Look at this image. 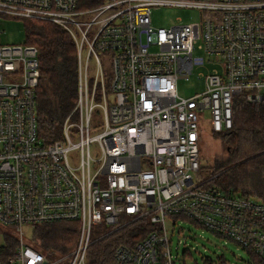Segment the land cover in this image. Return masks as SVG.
I'll use <instances>...</instances> for the list:
<instances>
[{"label": "built area", "instance_id": "1", "mask_svg": "<svg viewBox=\"0 0 264 264\" xmlns=\"http://www.w3.org/2000/svg\"><path fill=\"white\" fill-rule=\"evenodd\" d=\"M79 3L0 0V17L70 34L80 64L77 119L70 115L62 137L48 144L37 122L39 50L0 46V231L17 240L6 264H87L96 228L112 234L142 219L155 228L116 248L109 264H174L167 221L182 220L264 259V195L231 194L203 180L200 118L208 113L218 139L233 129L236 97L264 103V0ZM157 7L201 18L157 28ZM195 68L208 70L205 90L182 97L178 81ZM65 222L79 224L74 247L34 248L28 227Z\"/></svg>", "mask_w": 264, "mask_h": 264}, {"label": "trees", "instance_id": "2", "mask_svg": "<svg viewBox=\"0 0 264 264\" xmlns=\"http://www.w3.org/2000/svg\"><path fill=\"white\" fill-rule=\"evenodd\" d=\"M79 7L87 9L105 0H79ZM26 44L35 46L39 52L40 79L37 88V122L48 144L63 135L66 120L72 115L78 96L79 70L77 46L66 31L51 23L25 21ZM77 115H72L76 120ZM222 140L226 156L215 159L211 166L201 165V172L208 171L210 184L214 183L231 194L257 196L264 189V180L253 178L257 172L264 173V103H250L244 95L236 97L233 113V129L218 137ZM253 178V179H252ZM255 190V191H254ZM156 225L147 219L128 224L108 234L109 229L98 227L87 253V264H109L114 251L148 236ZM80 229L77 222H65L36 226L31 233L34 248L53 249L60 254L74 247ZM0 264H6L13 254L16 238L0 231ZM247 250V249H246ZM248 251V250H247ZM254 264H264V259L248 251ZM206 264H214L206 259Z\"/></svg>", "mask_w": 264, "mask_h": 264}, {"label": "rangeland", "instance_id": "3", "mask_svg": "<svg viewBox=\"0 0 264 264\" xmlns=\"http://www.w3.org/2000/svg\"><path fill=\"white\" fill-rule=\"evenodd\" d=\"M152 22L157 28H170L174 25H188L199 21V13L192 9H179L157 7L152 10ZM27 42V29L25 20L8 19L0 17V46L24 45ZM195 53H198L195 51ZM204 68H195L189 80H179L178 90L182 97L189 98L205 90V79L201 74H207ZM202 127L205 130V138L201 148V162L203 166H211L215 159H223L226 154L222 146V140L215 139L212 134L208 113L200 115ZM94 122L102 125L103 119L94 115ZM94 147V146H93ZM96 147L92 148L95 158L100 157ZM73 162L78 161L77 155L71 156ZM253 174L254 179L264 180V173ZM204 181H208V171L201 172ZM252 178V179H253ZM255 191V190H254ZM264 195V189L256 191ZM168 236L171 241L170 250L174 264H206V259L214 264H254L248 251L232 240L216 235L202 227H198L191 221L182 220L177 225L167 221ZM33 227H28L29 235ZM3 233H9L1 231ZM0 237V245H3Z\"/></svg>", "mask_w": 264, "mask_h": 264}]
</instances>
